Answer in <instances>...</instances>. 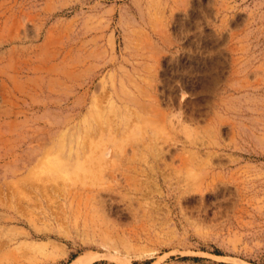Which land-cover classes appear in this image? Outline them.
I'll return each mask as SVG.
<instances>
[{
    "label": "rangeland",
    "instance_id": "1",
    "mask_svg": "<svg viewBox=\"0 0 264 264\" xmlns=\"http://www.w3.org/2000/svg\"><path fill=\"white\" fill-rule=\"evenodd\" d=\"M264 264V0H0V264Z\"/></svg>",
    "mask_w": 264,
    "mask_h": 264
},
{
    "label": "bare ground",
    "instance_id": "2",
    "mask_svg": "<svg viewBox=\"0 0 264 264\" xmlns=\"http://www.w3.org/2000/svg\"><path fill=\"white\" fill-rule=\"evenodd\" d=\"M71 264H86V261L84 259H76Z\"/></svg>",
    "mask_w": 264,
    "mask_h": 264
}]
</instances>
